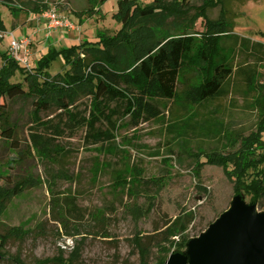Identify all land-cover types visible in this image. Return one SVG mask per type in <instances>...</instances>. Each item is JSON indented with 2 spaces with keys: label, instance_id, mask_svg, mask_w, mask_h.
Segmentation results:
<instances>
[{
  "label": "rangeland",
  "instance_id": "1",
  "mask_svg": "<svg viewBox=\"0 0 264 264\" xmlns=\"http://www.w3.org/2000/svg\"><path fill=\"white\" fill-rule=\"evenodd\" d=\"M13 2L14 8L21 9L16 15L0 7L5 28L0 54L11 57L9 34L27 39L30 69L49 46L58 50L94 42L98 33L112 37L120 29L112 19L117 11L114 0ZM157 3L164 14L155 15L149 26L158 38L195 37L204 31L206 21L224 20L232 34L264 46V0H138V7L153 8ZM33 6L66 16L73 29L47 33L44 21L37 19L40 14L31 11ZM86 11L92 15H84ZM255 59L248 64L256 71L258 84H263L264 55ZM245 61L238 55L235 64ZM65 70L58 57L48 73L53 76ZM10 82L23 83V77L17 73ZM251 101L234 77L230 95L212 102L207 112L182 101L167 103L160 120L122 128L114 144L101 151L85 147L83 131H76L57 140L59 147L47 160L30 143L31 101L0 98V188L23 182L16 195L0 193V235L6 238L0 264H37L56 258L73 264H160L171 254H184L189 240L203 233L240 195H235L221 168L204 165L194 172L193 162L178 153L166 126L188 116L200 122L207 113L225 135L204 141L188 138L187 147L225 153L235 148L234 135L245 137L254 131L258 115ZM40 118L49 119L46 114ZM2 124L11 127L10 139L2 135ZM138 178L156 185L136 189L133 184ZM240 197L252 205L249 196ZM253 206L264 213V200ZM176 220L183 231L168 238L164 225Z\"/></svg>",
  "mask_w": 264,
  "mask_h": 264
},
{
  "label": "trees",
  "instance_id": "2",
  "mask_svg": "<svg viewBox=\"0 0 264 264\" xmlns=\"http://www.w3.org/2000/svg\"><path fill=\"white\" fill-rule=\"evenodd\" d=\"M114 1L117 11L112 19L120 29L112 37L98 33L94 42L58 50L50 47L29 70L0 54V98L31 101L33 125L29 139L34 151L50 160L51 153L59 147L57 140L76 131H83L85 147L101 151L114 144L116 133L122 128H137L142 123L160 120L167 103L182 101L207 112L212 102L230 95L232 79L236 77L252 98L250 105L258 120L248 136H233V150L222 153L188 149V138L204 141L225 135L220 124L207 113L200 122L195 116H188L167 125L166 131L171 141L177 143L178 153L193 162L194 172L198 173L204 165L219 167L232 181L235 195L249 196L252 205L264 200V83L258 84L257 73L248 64L264 55V46L232 34L224 20L206 21L204 31L195 37L183 34L161 39L149 26L155 15L164 14L158 3L142 10L138 0ZM13 4V0H0V7L16 15L21 9ZM31 11L42 13L37 6ZM83 14L91 16L92 12ZM4 32L0 15V34ZM238 55L246 61L237 67ZM58 57L67 70L51 76L48 69ZM17 73L23 77V83L10 82ZM42 114L52 117L43 121ZM1 126L2 135L10 139L11 127ZM144 184L155 186L156 182L138 178L133 187ZM22 187L23 182H18L11 188H0V193L16 195ZM178 223L176 220L164 225L168 238L183 231ZM5 241L0 235V250ZM37 264L73 263L56 258Z\"/></svg>",
  "mask_w": 264,
  "mask_h": 264
},
{
  "label": "water",
  "instance_id": "3",
  "mask_svg": "<svg viewBox=\"0 0 264 264\" xmlns=\"http://www.w3.org/2000/svg\"><path fill=\"white\" fill-rule=\"evenodd\" d=\"M164 264H264V213L235 196L184 254H171Z\"/></svg>",
  "mask_w": 264,
  "mask_h": 264
},
{
  "label": "built area",
  "instance_id": "4",
  "mask_svg": "<svg viewBox=\"0 0 264 264\" xmlns=\"http://www.w3.org/2000/svg\"><path fill=\"white\" fill-rule=\"evenodd\" d=\"M38 19L43 20L47 33L62 32L72 30L73 26L66 16L57 13L55 10H46L38 15ZM10 36L9 53L18 64L29 70L28 56H29V42L27 39L17 40Z\"/></svg>",
  "mask_w": 264,
  "mask_h": 264
},
{
  "label": "crops",
  "instance_id": "5",
  "mask_svg": "<svg viewBox=\"0 0 264 264\" xmlns=\"http://www.w3.org/2000/svg\"><path fill=\"white\" fill-rule=\"evenodd\" d=\"M37 19H38V16H37ZM44 28H45V27H44ZM45 37H46V39H47V36H45ZM44 46H46L45 43H44ZM50 47H51V46H49L48 48H50ZM48 48H47V49H48Z\"/></svg>",
  "mask_w": 264,
  "mask_h": 264
}]
</instances>
